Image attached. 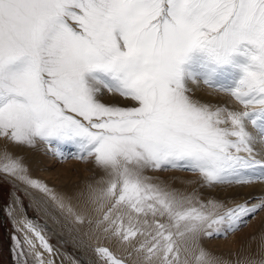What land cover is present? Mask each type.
Returning a JSON list of instances; mask_svg holds the SVG:
<instances>
[{
	"label": "snow or ice",
	"instance_id": "obj_1",
	"mask_svg": "<svg viewBox=\"0 0 264 264\" xmlns=\"http://www.w3.org/2000/svg\"><path fill=\"white\" fill-rule=\"evenodd\" d=\"M189 82L228 93L242 110L199 102ZM0 139V173L61 209L8 143L42 142L61 158L70 145L69 155L105 173L102 187L88 189L102 213L95 224L141 264H220L202 237L237 230L264 208V191L230 207L193 203L145 172L188 170L209 186L264 183V152L254 147L264 144V0H0ZM22 223L17 264H54L40 229ZM95 252L126 264L108 247Z\"/></svg>",
	"mask_w": 264,
	"mask_h": 264
},
{
	"label": "rangeland",
	"instance_id": "obj_2",
	"mask_svg": "<svg viewBox=\"0 0 264 264\" xmlns=\"http://www.w3.org/2000/svg\"><path fill=\"white\" fill-rule=\"evenodd\" d=\"M188 87L191 89L190 94L199 102L208 104L212 107L221 106L231 110H242V106L226 92L217 91L203 83L195 84L189 82ZM115 99L121 106H133L130 100L119 97ZM248 131L252 132L254 135L256 134V130L251 124L248 125ZM37 143L39 145L41 144L39 153L44 157L46 162V168L43 171L51 173L53 176H57L58 174L63 176L66 174L64 167L67 166L71 168L69 173H72L69 182L72 180L77 181L82 178L83 175H87L91 172L90 165L92 162L90 160H78L74 156L69 155L73 151L70 145L62 146V151L67 158H61L54 155L47 144L42 142ZM254 147L257 151L264 152V144L257 143ZM74 164H81V166L78 167V165L77 169V167L72 166ZM148 172L152 176H158L163 180L166 178L169 179L170 182H173L181 190V192L177 193L181 196L191 198L193 203L194 200L204 203L212 200L221 202L225 206L230 207L234 203L246 200L264 191V183L259 182L247 186H209L203 182L199 173L188 170L169 168L164 170H148ZM39 173L44 175V172ZM49 185L54 188V185H51V183ZM165 188L168 190L172 189L168 185H166ZM13 193L18 196L21 211L23 208L26 217L35 222L36 225H43L44 229L50 233L47 236L50 243L52 242L57 247L61 248L60 250L74 256L81 264H94L92 261L84 258L80 250L76 249L73 243L60 233L59 229H55L56 221H54V225H52L51 222L45 220V218L38 213L36 208L33 207L26 192L17 185L13 179L2 173H0V264H17L13 251V234L15 232L13 218L19 217V214L12 212ZM249 202L255 203L256 200H250ZM47 224L50 226H47ZM262 236H264V208L260 209L255 215L247 217L246 223L237 230L229 232L224 236L202 237L200 243L202 245L203 243L204 245L207 244L206 246L203 245V249L206 253V250H209L212 252V255H216L219 251H225L227 252L226 257L232 261L234 260L233 264H240V262L246 258L259 260L264 256V239H262Z\"/></svg>",
	"mask_w": 264,
	"mask_h": 264
},
{
	"label": "bare ground",
	"instance_id": "obj_3",
	"mask_svg": "<svg viewBox=\"0 0 264 264\" xmlns=\"http://www.w3.org/2000/svg\"><path fill=\"white\" fill-rule=\"evenodd\" d=\"M5 143V141L0 139V148H3L5 146ZM40 145L37 143L33 147H17L12 145L11 143H8L7 148L13 155L19 156L21 158L22 162L26 165L28 175L31 178L36 179L43 184H46L57 194V196L61 197L64 200L66 204V207L64 209L59 208L53 200H51L45 193L39 191L38 189L27 185L25 182L15 177L9 175L6 176L13 179L15 183L26 192L27 196L31 200L33 207L36 208L38 213L42 215L45 220L51 222L52 225H54V221H56L55 229H59L60 233H62V235L67 238V240L71 241L76 249L80 250L81 254H83L84 258H86L87 260L92 261L94 264H104V261L97 255L95 249L97 247H108L110 251H112L118 258L125 260L126 264H141L140 257H138V255L133 251L131 246L121 243L116 238L109 237L107 234L98 229L95 224V221L100 218L102 213L97 209V206L95 204L91 203L87 199L88 189L89 186L102 187L103 185L99 182L107 179L105 173H103L92 163L90 165L91 172L89 171L90 173L87 175L84 173L85 175H83L82 178L77 181L72 180L71 182H69L72 173H69L71 171V168L67 166L64 167L66 174H64L63 176L60 174H58L57 176H53L51 173L43 171L46 168V162L44 160V157L39 153ZM78 165L74 164L72 166L77 167ZM80 166L81 164L78 167ZM39 172H44V175L40 174ZM145 175L150 177L151 182L154 184H158L162 187L168 185L172 188L171 191H175L176 193L181 192L179 187L173 182H170L167 178L163 180L158 176H152L148 171L145 172ZM48 183L54 185V188H52ZM12 195V212L19 214V217L13 218V227L15 229L13 235L22 238L23 232L21 231V229L24 228V224L22 223V221H30L40 229L41 233L48 240L47 236L50 233H48L44 229L43 225H36L35 222L28 219V217H26V214H24L23 212V208L21 211L18 196L15 193H13ZM194 203H196L195 200ZM68 205L72 207L74 212L83 217V223L77 222L75 216L67 211ZM149 219L151 220V217H149ZM159 219H161L162 221L164 220V218ZM47 226L50 225L47 224ZM48 242L52 246L55 255L49 257V254L47 252H44V258L46 260L51 258L54 261V264H81L74 256L60 250L61 248L57 247L52 242L50 243L49 240ZM134 243H136V241H134ZM203 245L201 244L202 248H204V246H206L207 244L204 246ZM14 249L15 242L13 239V251L15 255ZM39 250L43 251L42 249ZM206 251L209 258L219 261L220 264H233L234 260L232 261L228 259L226 257L227 252L225 251H219L216 255H212V252L209 250ZM129 253H131V255H129Z\"/></svg>",
	"mask_w": 264,
	"mask_h": 264
}]
</instances>
